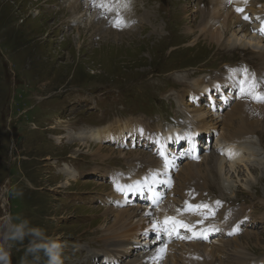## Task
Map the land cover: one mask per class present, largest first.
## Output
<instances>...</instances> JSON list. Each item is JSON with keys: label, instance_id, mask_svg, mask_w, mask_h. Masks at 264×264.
Returning <instances> with one entry per match:
<instances>
[{"label": "rangeland", "instance_id": "obj_1", "mask_svg": "<svg viewBox=\"0 0 264 264\" xmlns=\"http://www.w3.org/2000/svg\"><path fill=\"white\" fill-rule=\"evenodd\" d=\"M233 1L227 6L226 0H0V217L20 215L60 241L64 246L63 264H182L181 248L188 249V244L177 241L164 249L165 245L160 248L153 243L150 250H145L150 237L143 230L148 226L141 228L139 217H126L138 237L132 241L130 235L122 237L121 230V236H112L114 230L110 228L117 226L116 210L136 208L143 214L150 209L128 200L122 207L118 200L110 203L109 197H117L112 178L130 174L133 157L146 155L165 165L158 149L162 143L156 142L151 152L147 148L152 149V144L146 148L143 137L137 133L129 136L130 131L118 140L75 137L84 128L119 119L147 129L155 127L150 129L153 132L171 126L168 120H176L179 125L175 128L190 129L191 118L176 108L173 98L182 95L191 110L193 80L201 79L204 84H215L210 94H202L197 102L201 106L211 98L204 109L212 128L195 141L198 150L194 151L207 146L208 135L213 140L210 147L196 154L188 152L187 146L192 144L186 138L166 143L171 165L160 174L169 181L168 187L162 186L166 195L162 201L168 195V203L178 197L170 193L172 186L194 177L198 198L203 192L211 199L228 200L232 206L218 202L241 214L238 220L230 212L217 216L225 224L224 230L232 225L233 232L209 241L208 246L220 245L223 249L218 251L223 252L219 256L209 249L200 264H218L220 260L228 264L231 256H240L244 264H249L264 257V118L256 125L257 133L234 137L237 148L250 144L254 149L253 154L242 150L241 155H247L244 162L229 167L231 152L223 154L220 168L210 161L222 156L225 147L219 141L236 123L234 119H240L236 108L242 107L241 116L248 113L249 120L255 121L261 118L259 111L264 103V88L260 89L257 82L263 78L254 77L259 67L255 53H264V41L257 40L261 36L245 38L223 29V38L235 42L228 49L210 38L227 8L238 12ZM246 2L245 6L254 5L259 10L256 18L251 15L248 19H264V0ZM208 14L212 20L206 24ZM79 15L82 17H75ZM117 18L123 21L120 27L114 26ZM236 68L237 80L231 74ZM225 74H229V80L223 83ZM250 76L252 84L243 86V78ZM230 85L239 89L237 98L232 97L230 89L226 91ZM254 96L251 103L247 101ZM231 98L233 102L226 107ZM182 120L184 124L179 123ZM182 149L187 152L185 159L179 157ZM193 156L199 169H189L193 177L186 179L188 175L182 172ZM136 161L131 170L136 173L140 167L146 169L143 161ZM206 177L213 180L208 179L212 187L199 185L198 181ZM115 204L119 208L112 207ZM149 220L154 221L153 215ZM246 231L251 235L247 240ZM117 238L138 246L122 262L105 252L107 244ZM227 238L239 249L225 247L222 240ZM22 257L23 249L17 246L12 251V264H22Z\"/></svg>", "mask_w": 264, "mask_h": 264}, {"label": "bare ground", "instance_id": "obj_2", "mask_svg": "<svg viewBox=\"0 0 264 264\" xmlns=\"http://www.w3.org/2000/svg\"><path fill=\"white\" fill-rule=\"evenodd\" d=\"M234 1L235 2L237 1V3L240 4V8L239 9L245 8V5H248L246 0H234ZM247 1L250 4L253 1L254 2L255 1L258 2V0H247ZM241 2H244L243 3L244 5ZM249 9L253 12L254 17L259 14V10L252 9L251 6H249ZM239 12H241V11H239ZM75 17L76 18H81L82 15L75 16ZM211 20H212V16L208 14L207 22H205V21L204 22L206 24H209ZM129 22H130V20H129ZM260 24H261L260 26L258 25L259 30H256L247 21V19L243 16V13H234L231 10L228 11V8H227L226 13L224 14V16L216 24V26L220 25L219 26L220 29L218 28L217 30L212 32L210 38L211 39H215L217 42L221 41L220 46L222 48H225V49L231 48L232 46H234L233 43H235V42H233L231 39L229 40L228 38L227 39L223 38V35H222L223 34V29H226L228 31V33L231 34V35L242 34L243 37H245V38L249 37L251 34L252 35L253 34H257L258 36H261V40L257 39L258 43H260V42L264 41V39L262 37V36H264V31H262V29H264V19H263V21L260 22ZM247 41H249L247 43H251L250 39H248ZM243 48H248V47L243 46ZM262 51L263 50H259V51H257L255 53L256 56L258 57L257 58L258 59V65H259V67L260 66L261 67L260 68L257 67L254 70L255 71L254 77L259 76V77L264 79V53H262ZM231 74H233L232 75L233 78L235 80H237L236 78L238 76V69L237 68L234 69L233 73H231ZM221 79L223 80V83L224 82H228L229 74L223 75V77H221ZM221 79H220V81H221ZM243 79H246L243 82L244 83H245V81L247 82V87L250 84H252V77L251 76L247 77V78H243ZM193 81H194V83L192 85H193V88H195V91H194V93L192 95H190L191 96L190 99L192 100V105H193V106H191V107H193L191 110H189L187 108V103L185 102V99H184V97L182 95H179V96L176 95L173 98V100L175 101V104L177 106L176 108H178L179 110L184 112L186 114L185 115L186 117H188V118L190 117L191 118V119H188V121H190V123H191L190 125H193L190 129L189 128L188 129L186 128V130L184 128L179 129V128H175L174 126L171 125L168 128H166V127L164 129L160 128V130H156L155 132H153L150 129H147V128L141 127L140 125L135 124L133 121L124 120V121L121 122L120 121L121 119H119L116 122H115V120L114 121H108V123H105V124H101V125H98V126H92L90 128H86V129H82L79 132V134L77 135L78 138L82 139V138L86 137V138H88V139H90L92 141H97V140H103V139L118 140L119 138L123 137V134L125 132L130 131V135L129 136H133L135 133H137V134H139L140 137H143V141H144L143 143H144L146 148L149 147L148 144H152V146H153L152 149L147 148L151 152L153 151L154 146L156 145V142L157 143L158 142L162 143L161 147H158V149H159L160 156L165 157V160H166L165 165L162 164V162H160L159 159L151 160V159H149L148 156L146 157V155H142V157L130 158V162H129V167H130L129 173L131 174L130 177H132L133 179H136L138 176H140L139 174L135 173V170H131L136 165V162H137L136 160H139V161H143L144 164H146V169H149V171H150V175L148 176L149 180L148 181H145V179L144 180H137L138 182L135 183L136 189H133V187H130V189H128V188H125V187L122 186L121 183L127 181L128 179H126L124 181L115 180L114 185L117 187V189H115L113 193L117 197L116 198L113 197L111 200H114V201L118 200V197H119L118 186H119V191L120 192H122L124 195H129V197H130L131 194H134V193H136L134 195L137 196L138 192H141V190H142V186L141 185H143L148 191L153 193L152 196H153L154 202L156 203L158 194L162 195V193H161L162 191L160 192V189H159V186H160L159 184H162L163 186H166V187H168V184H169V181L166 180L165 178H163V176L160 175V174H163L164 172L168 171L167 169L171 165L170 155L168 156V153L166 152V151L169 150L167 148V146H166L167 145L166 143H171V142H173V140L176 141V142H179V141H182L184 138H186L187 141H188V144H192L191 147L187 146L188 152L192 153V150H198V147H197L195 141L203 134V132H205L206 130L212 128V126L210 124H208V122H207V120L205 118L207 110L204 109L206 106L209 105V103H211L212 100L209 97L210 99H209L208 103L207 104L204 103L201 106H197V102L200 100L202 94L203 95H204V93L210 94L209 92H210L211 88L215 86V84L214 83L211 84V85L204 84L203 80H201V79H197V80H193ZM190 85H191V83H190ZM237 85H238V83H237ZM258 87H260V89L264 88V86L262 84H260V83L258 84ZM186 91L188 93V92H190V89H188ZM263 99H264V96H263ZM241 108L242 107L238 106L236 108V111H235L236 114H240V119L238 117H236L234 119V121L236 123L234 125H232L233 127L229 128L227 130V133L225 135L221 136V141H219V143H221L222 146L225 147L223 149V151H221L222 156L219 154L218 158H213L212 157L210 159V161H213L215 163V165L218 164V166H219V167L217 166L218 168L222 167V163H223V160L225 158V156L223 155L224 153L226 155H228V153L231 152V154L229 155L228 164H229V167L233 168V166L237 162H244L247 159V155L246 154H244L245 156L241 155L242 150H245V153H248V154H250V153L253 154V152H254V149H253V147L250 144H242L243 146H241L240 148H237L238 145L236 146L234 144V137L249 135L251 132L257 133L256 132V125H258L260 120L262 118H264V103H262V108L259 111V116L261 118L257 117L258 119L255 120V121L249 120L250 116H249L248 113H247V115L245 117L241 116V115H243V111H242ZM253 108L254 107L252 106V109ZM245 110L246 109H244V111ZM261 132H263V131H261ZM218 138H220V136ZM210 139H211V137H209V135H208V141ZM212 140H213V138H212ZM193 143H195V144H193ZM163 144H165L166 147H164ZM179 144H176V146H179ZM143 152H145V151H143ZM181 152H182V154L179 157H182V158L185 159L187 152L183 151V149L181 150ZM175 161H177V159H175ZM206 162L208 163V160ZM206 162H205V164L208 165ZM130 163H132L133 165L130 166ZM173 163H174V160H173ZM191 168H192V172L197 171L199 169L198 166L195 164V161H191L190 164L186 165V167H185V169H187L188 172H187V170L182 172L184 175H186V176L188 175L186 177V179L189 178V177H193L192 175L189 174V169H191ZM232 168H230V169L232 170ZM203 175H204V177L206 176L205 173ZM208 179L209 178L206 177V180L204 179L201 182L198 181L199 185H205L207 187H212L210 185L211 184L214 185V184L211 183V182L209 183ZM209 180H211L213 182L212 179H209ZM225 181L227 182V179H225ZM186 182L187 183H185L184 181H181L180 183H178L177 186L176 185H175V187L172 186L170 193L171 192H173L174 194L176 193V194H178V197H176L175 199L171 200V202H169L170 204L168 203V200L170 201V199L168 198V196H169L168 195L167 198L165 199V201L161 200V202L159 204V207H157L158 208L157 210L156 209L154 210V207H151L150 209L144 210L143 214H145V215H148V214L153 215L154 221L153 220H151V221L148 220L147 221V218L144 217V215L142 213H140L141 210L136 209V208H133V209H136L138 211V214H136V215H135V213H136L135 210L130 209V208L129 209H123V211H120V209L116 210V213L114 214V217H115V222H116L117 226L114 227L112 225V227H110V228H112L114 230V231H112V236H115V235L121 236V234H122V233L120 234V230H121L124 233L122 235V237L123 236L127 237V236L130 235V240L131 241L133 239L138 238L135 235V233L133 232V230H132L133 226L130 224V221L126 219L127 215L128 216H133L132 218L139 217V222L142 219L141 220V224H140L141 228L142 227L144 228V227L148 226V228L143 229V230L146 231V234L149 233L148 232L149 228H152V231L154 233H156V234L162 233V231H161L162 228L161 227H157V225H158V222H161L162 224H166V216L167 215H171L172 216L171 218H173L174 216L192 215L193 212H188L187 211L188 208H189V204L197 201L201 196H199V198H198V195L200 194V192L198 190V187L196 186V184H197V179L196 178L193 177L192 179L186 180ZM195 194L197 195L196 197H195ZM151 199H152V197H151ZM108 201H109V199H108ZM181 202H182L181 207L184 205L185 213L181 212V210H180L181 208L179 207V203H181ZM218 204H220V203L218 201H215L214 205H218ZM221 206H223V205H221ZM112 207L119 208V207H117L115 205H113ZM231 211L232 212H230V213L233 214V217H236V220H238L240 218L239 216H241V214L240 213L234 214L233 210H231ZM210 212H212V207H210ZM246 213H248V211ZM216 218H217V216L214 217L213 219L210 218L209 220L210 221H214L217 224L220 221L221 224H218V225H220L222 227V228H220L223 231L222 235L223 234L226 235L225 230L223 228V226L225 224H223L222 220H218ZM139 222H138V224H139ZM229 228H231V230H232L233 226L231 225ZM108 230H109V228L106 230V232H108ZM143 230H141L140 232H142ZM140 232L138 231L137 233H140ZM249 234H250L249 231L245 234L246 240L251 237V235H249ZM237 235H238V233H237ZM147 238H145V239H147ZM221 238H223V237H221ZM233 239L235 240L236 238L234 237ZM117 240L118 241L112 240L111 242H109L107 244L105 252L109 253L110 254L109 256H113L114 258L117 257V259L122 262V261L125 260V258L130 257L133 254V251H135L136 247H138V246L135 245V247H133L132 242L128 241L126 239L122 240V239H118L117 238ZM229 240L230 239H228V238L226 240H222V243L224 242V246L225 247H228V245H230V247L232 249H239V247L236 244V242L231 243V242H228ZM158 241H160V239H158ZM220 241H221V239H220ZM250 241H252V240H250ZM146 242L147 243L145 244V248H144L145 250H150L151 247L154 244L159 243V242H154L153 238H151L150 240L147 239ZM187 244L186 245H187L188 249H185L183 247L181 248V253L183 254V257L181 256L182 257L181 260L183 261L182 264H200V262H205L204 260H199L198 258H195V255H200L201 258H204V257H206V254L209 251V249L215 250V254H217V255L219 254V256H220V253L223 252V250L218 251V249L222 248L220 245H217V246L209 245L210 246V248H209L208 242H189ZM162 246L164 247V245H159L160 248H162ZM129 247H131L132 249L128 250ZM133 248H135V249H133ZM146 254H147V252H146ZM239 257L240 256H238V257L231 256L230 261H229L228 264H244L246 262L245 259H240ZM243 257H245V256H243ZM214 258H215V256H214ZM110 259L112 261V258H110ZM110 259L107 258V260H109V261H110ZM116 263H118V261H116ZM211 263H212V261L208 262V264H211ZM129 264H139V262L136 263V262L133 261V262H131ZM218 264H226V263L225 262L223 263L222 260H220L218 262ZM249 264H264V257L258 258L256 260H252Z\"/></svg>", "mask_w": 264, "mask_h": 264}, {"label": "clouds", "instance_id": "obj_3", "mask_svg": "<svg viewBox=\"0 0 264 264\" xmlns=\"http://www.w3.org/2000/svg\"><path fill=\"white\" fill-rule=\"evenodd\" d=\"M17 246L23 249L22 264H63L60 241L20 215L0 217V264H12V251Z\"/></svg>", "mask_w": 264, "mask_h": 264}, {"label": "snow or ice", "instance_id": "obj_4", "mask_svg": "<svg viewBox=\"0 0 264 264\" xmlns=\"http://www.w3.org/2000/svg\"><path fill=\"white\" fill-rule=\"evenodd\" d=\"M237 11H242V10L241 9H237ZM245 18H247V17H245ZM122 24H123V21L121 19H119V18H117V20L114 21V26H116V27H120ZM262 31H264V29H262Z\"/></svg>", "mask_w": 264, "mask_h": 264}]
</instances>
